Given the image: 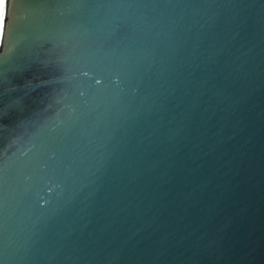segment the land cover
<instances>
[{
	"label": "water",
	"instance_id": "95a60500",
	"mask_svg": "<svg viewBox=\"0 0 264 264\" xmlns=\"http://www.w3.org/2000/svg\"><path fill=\"white\" fill-rule=\"evenodd\" d=\"M18 4L0 264H264V0Z\"/></svg>",
	"mask_w": 264,
	"mask_h": 264
},
{
	"label": "snow or ice",
	"instance_id": "6c2138e0",
	"mask_svg": "<svg viewBox=\"0 0 264 264\" xmlns=\"http://www.w3.org/2000/svg\"><path fill=\"white\" fill-rule=\"evenodd\" d=\"M18 6L21 8L28 7L29 6L28 0H19ZM5 8H6V0H0V33L3 32V29L6 24Z\"/></svg>",
	"mask_w": 264,
	"mask_h": 264
}]
</instances>
